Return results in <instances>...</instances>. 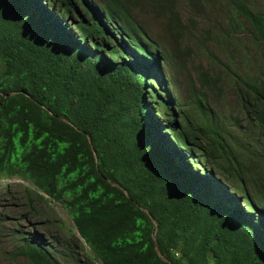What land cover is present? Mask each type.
Returning a JSON list of instances; mask_svg holds the SVG:
<instances>
[{
  "label": "trees",
  "instance_id": "1",
  "mask_svg": "<svg viewBox=\"0 0 264 264\" xmlns=\"http://www.w3.org/2000/svg\"><path fill=\"white\" fill-rule=\"evenodd\" d=\"M187 1L196 13L219 9V34L208 26L205 37L227 47L225 61L190 35L196 21L184 23L178 0H0V182L28 184L0 198L49 237L13 230L11 260L264 264V9ZM137 10L166 34L151 35ZM238 35L255 70L239 68ZM187 36L216 67L200 66L180 103L162 65L190 57ZM226 90L231 126L219 109ZM48 203L71 219L81 254Z\"/></svg>",
  "mask_w": 264,
  "mask_h": 264
},
{
  "label": "rangeland",
  "instance_id": "2",
  "mask_svg": "<svg viewBox=\"0 0 264 264\" xmlns=\"http://www.w3.org/2000/svg\"><path fill=\"white\" fill-rule=\"evenodd\" d=\"M252 3L257 6L259 9H264V0H251ZM178 11L182 17V20L185 24L190 25L191 22L189 19H192L195 22V28L191 29L190 35H193L195 39L201 41L203 39L206 40L205 45L208 51L212 52L217 58H220L222 61H225V54L224 51L227 47L219 45L216 43V36L212 33L211 39H206L205 31L208 30L209 27H213L215 33L219 34V29L214 28L216 23L220 22L218 15L220 11L218 8L215 7V12H210L206 8L200 12H194L193 8L191 7L190 3L187 0H178ZM138 17V20L148 31L151 32L153 36H162L166 34V27L164 26L162 20L157 15H153L152 13H146L143 10L140 14L139 11L135 13ZM203 17H211V21L204 19ZM189 35V36H190ZM187 36L181 42V49L184 50L189 48L191 50L190 57L186 59H181L182 61L177 62L173 61L172 66L170 67V58L165 65H162V73L164 75V79H166L169 88L173 91L175 97L180 103H183V99L187 97L188 87L191 84L196 86L197 84V69L200 66H209L211 65L212 61L208 58V53L203 50L201 47L195 45V42H192ZM237 38L239 39L240 45L244 47L247 52V60L239 64L240 69H248V70H255V64L259 59L253 50L252 47L249 46V39L245 35H238ZM158 42H161V39H156ZM232 49V47H229ZM178 57V56H177ZM174 58V60L177 59ZM213 67H216L214 63H212ZM157 89V87H154ZM224 97L219 103V109L221 113V119L224 120L226 124L231 126L234 121L233 118L237 117V113L233 110L232 104L234 103L233 94L230 90H226L224 92ZM241 120V118H239ZM233 121V122H232ZM231 131H234L231 128ZM238 132V131H237ZM237 132H234L235 135ZM192 166V165H191ZM193 167V166H192ZM194 170L196 168L193 167ZM200 172V171H199ZM9 184L15 189L17 192L22 193L23 187L28 186L27 183H21L18 180L12 181H1L0 182V192L3 188ZM1 194V193H0ZM242 204V198L240 199ZM0 216H3L6 221L5 223H0V264H28L24 259H19L17 261H13L10 259L9 253L13 250V243L11 242V234L12 231L17 229L24 232H32V230H36L41 234H44L47 237V241H49V237L47 232L45 231L47 228L36 224L35 218L31 217L29 211L25 207H21L18 202H14L12 200L3 201L0 198ZM43 208L48 213H55L58 219L65 222V226L67 228L66 235H69L70 242H74L78 245L77 251L81 254L83 242L78 240V236H74L72 234L73 224L71 219L68 217L67 213L61 206H57L55 204H45ZM28 214L30 217L29 219L31 223L24 221L21 219L23 215ZM3 231H2V230ZM51 232L56 233V229H53ZM98 264V263H97Z\"/></svg>",
  "mask_w": 264,
  "mask_h": 264
},
{
  "label": "clouds",
  "instance_id": "3",
  "mask_svg": "<svg viewBox=\"0 0 264 264\" xmlns=\"http://www.w3.org/2000/svg\"><path fill=\"white\" fill-rule=\"evenodd\" d=\"M153 87H157V86H155V85H152ZM158 88V87H157ZM156 89V88H155ZM157 90V89H156Z\"/></svg>",
  "mask_w": 264,
  "mask_h": 264
}]
</instances>
